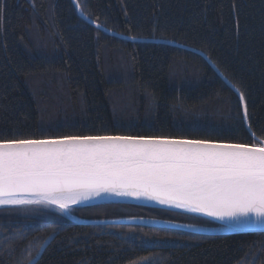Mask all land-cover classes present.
Segmentation results:
<instances>
[{
	"label": "trees",
	"instance_id": "trees-1",
	"mask_svg": "<svg viewBox=\"0 0 264 264\" xmlns=\"http://www.w3.org/2000/svg\"><path fill=\"white\" fill-rule=\"evenodd\" d=\"M0 9V141L264 142V0H0ZM36 210L0 209V264H28L50 234L37 264H264V233L83 226ZM72 213L217 226L130 205Z\"/></svg>",
	"mask_w": 264,
	"mask_h": 264
},
{
	"label": "snow or ice",
	"instance_id": "snow-or-ice-1",
	"mask_svg": "<svg viewBox=\"0 0 264 264\" xmlns=\"http://www.w3.org/2000/svg\"><path fill=\"white\" fill-rule=\"evenodd\" d=\"M102 193L143 196L264 230V142L130 135L0 141V205L45 203L66 214ZM250 214L255 220L239 219ZM49 239L38 242L35 256L29 252L28 264H37Z\"/></svg>",
	"mask_w": 264,
	"mask_h": 264
},
{
	"label": "water",
	"instance_id": "water-1",
	"mask_svg": "<svg viewBox=\"0 0 264 264\" xmlns=\"http://www.w3.org/2000/svg\"><path fill=\"white\" fill-rule=\"evenodd\" d=\"M38 205H43L46 206V208L52 209L55 213L62 215L64 218H66L75 225H83V226H112V225L148 226V227L154 226V227L180 230L199 236L246 235V234L264 233V230L260 228H252L243 225H239V226L233 225V222L230 221L228 218L219 219L216 217H209L202 213H193L185 209L176 208L169 204H160L155 200H150L143 196L140 197L117 196L113 193H102L100 196H92L77 204L70 205L69 210L66 214L61 213V211L58 208H56L55 205H48L45 203H40ZM103 205H130V206L144 207L150 209L178 212L207 220L217 226L211 229H205V228H199V227H194V226H189L174 222L154 220V219H139V218H124V219H111V220H82V219H78L70 212V210L74 208L94 207V206H103ZM19 206L21 205H0V209L16 208ZM239 219L255 220V217L251 216L250 214L248 218L241 217ZM49 242L50 239L41 249L40 254L37 257V261L41 256V254L43 253V251L45 250V248L47 247Z\"/></svg>",
	"mask_w": 264,
	"mask_h": 264
},
{
	"label": "rangeland",
	"instance_id": "rangeland-1",
	"mask_svg": "<svg viewBox=\"0 0 264 264\" xmlns=\"http://www.w3.org/2000/svg\"><path fill=\"white\" fill-rule=\"evenodd\" d=\"M19 207H22V208H29V207H33L34 208V207H37L40 210H36V211H38L37 213L34 211L33 215L42 216V217L47 218L49 220L55 219L52 216V215H55V212L52 209H50V208H46V206L38 205V204H25V205H21ZM72 210L73 209H71L70 212L73 215ZM169 212H172V211H169ZM174 213H178V212H174ZM178 214H183V213H178ZM183 215H187V214H183ZM187 216H191V215H187ZM78 219H81V218H78ZM118 219H124V218H118ZM139 219H145V218H139ZM146 219H148V218H146ZM82 220H84V219H82ZM109 220H111V219H109ZM154 220H161V219H154ZM161 221H166V220H161ZM168 222H172V221H168ZM174 223H179V224H184V225H189V226H194V227H199V228H205V229L214 228V227L205 226V225H199V224L198 225H196V224L194 225V224H190V223H180V222H174ZM142 227H148V226H142ZM150 227H154V226H150ZM160 228H162V227H160Z\"/></svg>",
	"mask_w": 264,
	"mask_h": 264
},
{
	"label": "bare ground",
	"instance_id": "bare-ground-1",
	"mask_svg": "<svg viewBox=\"0 0 264 264\" xmlns=\"http://www.w3.org/2000/svg\"><path fill=\"white\" fill-rule=\"evenodd\" d=\"M81 201H84V200H81ZM81 201H80V202H81Z\"/></svg>",
	"mask_w": 264,
	"mask_h": 264
}]
</instances>
